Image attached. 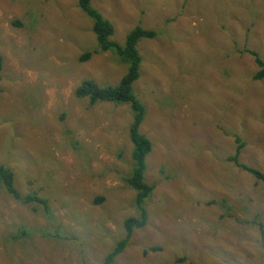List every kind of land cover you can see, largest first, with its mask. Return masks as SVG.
<instances>
[{"label": "rangeland", "instance_id": "1", "mask_svg": "<svg viewBox=\"0 0 264 264\" xmlns=\"http://www.w3.org/2000/svg\"><path fill=\"white\" fill-rule=\"evenodd\" d=\"M92 4L120 44L137 25L159 32L138 44L134 85L147 108L140 132L153 145L146 180L156 187L147 225L115 264H264V182L228 161L239 135L240 161L264 171V77L255 80L260 67L248 52L264 60V0ZM92 26L78 0H0V165L53 214L0 186V264H102L124 238L125 220L138 216L136 191L124 181L130 105L90 106L75 95L84 80L117 85L127 70L112 52L80 61L98 47ZM20 227L37 231L23 236ZM44 230H60L61 239ZM152 246L162 250L145 255Z\"/></svg>", "mask_w": 264, "mask_h": 264}, {"label": "trees", "instance_id": "2", "mask_svg": "<svg viewBox=\"0 0 264 264\" xmlns=\"http://www.w3.org/2000/svg\"><path fill=\"white\" fill-rule=\"evenodd\" d=\"M80 9L89 16L93 21L92 30L96 36L98 47L93 51L84 53L80 57V61H88L95 54L112 52L117 56V60L126 65V73L123 75L117 85L101 86L93 80H84L75 90L76 97L89 98L90 106L96 105L98 102H113L116 104H129L133 111V122L130 126V139L133 143L131 173L124 177L126 184L136 191L135 208L138 210V216H131L124 222L125 236L121 239L110 251L102 264H115L117 257L122 254L128 247L131 238L136 229H142L147 225L148 212L146 209V201L152 195L155 185L147 182V156L151 153L153 145L151 140L140 132V126L146 117V105L141 101L135 90V83L141 76V64L143 56L140 53L138 44L143 39H155L159 36L156 29H148L142 25H137L133 28L126 37L123 44L118 43L112 39L115 33V27L112 22L107 19L97 8L92 4V0H78ZM15 25H22L21 22L13 21ZM248 52L254 56L260 71L254 76L255 80H260L264 77V60L254 50ZM4 58L0 54V80L1 71L3 70ZM237 147L235 154L228 157V161L233 162L239 169L251 174L257 182H264V171L251 167L240 161V155L243 148L246 146L245 142L239 135L235 136ZM0 186H2L7 193H9L18 202L31 207L33 211H40L48 219L53 218L51 205L45 198L39 196L38 193H28L23 195L19 192L15 185V172L7 165H0ZM103 198H97V202L102 201ZM225 200L219 202L212 200L210 204H222ZM260 229L264 232L262 224ZM37 230L32 229L30 232L25 227H20L19 232L23 236H28L35 233ZM55 232V231H54ZM56 234L51 232H44L43 235L54 236L61 239L60 230H56ZM60 234V235H59ZM66 235V233H64ZM69 236V235H68ZM16 237V236H15ZM70 237L66 238L69 239ZM65 239V240H66ZM162 247L152 246L144 250V254L149 252L161 251Z\"/></svg>", "mask_w": 264, "mask_h": 264}]
</instances>
